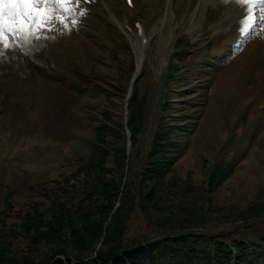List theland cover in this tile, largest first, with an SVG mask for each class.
Segmentation results:
<instances>
[{
    "label": "rangeland",
    "instance_id": "obj_1",
    "mask_svg": "<svg viewBox=\"0 0 264 264\" xmlns=\"http://www.w3.org/2000/svg\"><path fill=\"white\" fill-rule=\"evenodd\" d=\"M133 2L90 0L80 5L89 19L72 13L77 20L72 25L71 14H65L67 27L56 23L50 30L43 28L48 37L38 33L44 43L32 36L21 44L26 50L13 43L0 55V230L13 264L29 259L44 263L60 249L83 256L100 247L92 236L78 245H89L86 250L73 247L70 228L63 229L61 241L43 240L35 246L26 236L25 216L38 208L51 223L57 205L68 211L86 199L84 178L90 173L78 168L90 157L96 126L107 122L102 112H110L108 124L113 126L126 124L127 117L126 98L106 97L96 84L109 89L130 86L132 50L141 64L144 130L133 150L127 131L125 136L120 129L118 138L109 135L111 152L126 144L127 162H135L138 171L140 155L162 116L178 114L180 121L173 123H180L184 134L178 138L179 157L167 180L180 185L182 198L170 210L150 213L154 215L142 209L140 200L132 206L125 201L122 240L155 239L173 227L232 230L235 236L264 234L258 230L264 228V216L251 226L234 224L264 198V22L257 21L254 31L242 34V6L233 0ZM137 20L144 27L141 33L134 25ZM179 37L181 49L176 50ZM171 59L180 70L165 82L162 73ZM165 97L174 101L167 109L161 103ZM220 161L234 164V171L212 188L210 177ZM108 165L115 168L123 190L135 173L118 171L113 155ZM119 205L117 201L115 208ZM8 207V216L1 213Z\"/></svg>",
    "mask_w": 264,
    "mask_h": 264
},
{
    "label": "trees",
    "instance_id": "obj_2",
    "mask_svg": "<svg viewBox=\"0 0 264 264\" xmlns=\"http://www.w3.org/2000/svg\"><path fill=\"white\" fill-rule=\"evenodd\" d=\"M179 39L180 37L177 39L178 42ZM133 59L134 55L132 54V65L130 63L132 71L134 70ZM121 64L123 66L124 63ZM179 70L177 62L171 60L164 75L172 77ZM139 82L140 78L134 83L132 95L128 100L126 124L124 122H120L117 126L108 124L111 120L110 112L108 110L102 112L104 120L107 122L104 121L96 126V141L93 144L90 157L78 168L79 171L90 173L84 178L86 199H83L79 205L74 204L72 210L69 207L68 211L70 212L67 211L66 206L59 208L57 205L54 209V221L52 220L51 223L46 222V218L42 216V212L38 208H35L33 215L32 212L29 214V218L27 215L25 216L26 236L35 246L43 240L61 241L64 239L63 229L70 228V241L73 247L77 248L79 243L88 236L95 238L93 244L100 242V247L94 252L90 250V254L83 256H70L60 249L55 251L44 263L42 260L37 262L29 259L26 264H264V234L261 237H252L249 234L235 236L232 230L202 233V230L207 227H201L200 230L194 228L175 230L176 228L173 227L162 231L163 234L160 232L159 235L162 237L159 238L153 239V237L137 241L122 240L125 231L122 218L125 201L129 206H132L136 204L137 200H140L142 209L150 214L151 212L157 213L160 208L170 210L175 204H178L176 199L182 198L180 185L175 180H167L176 165L175 152L178 138L184 134L181 132L184 130L179 128L181 124L173 123L180 121L178 114L168 113L162 116V122L157 126L152 139L148 141L147 148L140 155L141 167L138 171L135 162L129 160L127 162L129 150L126 144L115 148L116 152H111L112 146L108 136L120 137V129L126 136L125 126L131 133L132 150L141 141L146 99L144 94L141 96ZM97 86L109 98L119 96L123 99L126 98L128 92V86H123V88L120 84H115L112 89L99 84ZM171 102L174 101H169V99L161 101L165 109L171 106ZM171 117L172 120L169 121L168 119ZM112 155L118 171L135 173L130 179V183L124 184L123 190H121L122 181L118 182L114 177L113 170L115 168L108 165ZM233 171L234 164L224 161L216 163L210 177L211 187L221 186ZM117 201L120 202V205L115 208ZM10 210L11 208L5 209L1 213L8 216ZM112 211V219L109 221ZM263 215L264 198L250 205L237 218L240 217L238 221L248 223ZM69 216L74 219H68ZM203 218L206 219V216ZM76 219L80 221V225L75 224L78 223ZM107 222L108 224L105 225ZM163 223H167V221H163ZM41 224H46V226ZM43 227V230H38ZM240 227L238 226V228ZM258 230L264 233V228ZM61 231H63L61 235L55 234ZM103 232L107 233L106 236L102 235ZM3 239V233L0 230V264H13L7 257L9 244ZM87 247L82 245L78 248L86 250ZM61 255L65 257H60Z\"/></svg>",
    "mask_w": 264,
    "mask_h": 264
},
{
    "label": "snow or ice",
    "instance_id": "obj_3",
    "mask_svg": "<svg viewBox=\"0 0 264 264\" xmlns=\"http://www.w3.org/2000/svg\"><path fill=\"white\" fill-rule=\"evenodd\" d=\"M88 2L90 0H0V55H3V49L20 40L26 41L32 36L38 39L43 28L50 30L56 23L67 27L65 14L84 16L87 10L79 8V5ZM233 2L242 6L239 29L242 34L249 29L254 31L257 21L264 22V0ZM76 23V19L71 20L72 25Z\"/></svg>",
    "mask_w": 264,
    "mask_h": 264
},
{
    "label": "water",
    "instance_id": "obj_4",
    "mask_svg": "<svg viewBox=\"0 0 264 264\" xmlns=\"http://www.w3.org/2000/svg\"><path fill=\"white\" fill-rule=\"evenodd\" d=\"M134 82V78L131 80V84ZM127 113V110H126ZM129 134V133H128ZM130 135V134H129ZM128 145H130V143L128 142Z\"/></svg>",
    "mask_w": 264,
    "mask_h": 264
}]
</instances>
